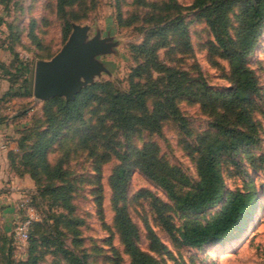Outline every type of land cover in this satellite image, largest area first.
<instances>
[{
  "label": "trees",
  "instance_id": "1",
  "mask_svg": "<svg viewBox=\"0 0 264 264\" xmlns=\"http://www.w3.org/2000/svg\"><path fill=\"white\" fill-rule=\"evenodd\" d=\"M55 1L57 11L64 15L66 8L93 2ZM146 5L149 7L146 19L149 26L142 41L131 45L135 65L127 76L128 87L119 89L109 80L97 81L81 89L72 100L56 96L44 101V128H37V122H33L23 129L32 133L29 135L31 139L25 134L17 139L14 137V148L7 150L11 170L18 176L28 175L35 185L37 196L45 199L53 209L61 210L58 214L54 210L48 217L57 221L61 216L68 225H72L77 221V218L70 217L74 211L72 186L62 179L60 162L52 165L48 161V152L61 130L79 122L84 127L81 131L75 130L80 132L79 146L96 155L98 183L101 164L111 159L117 161L108 177L114 212L112 227L129 264H160L139 246L138 229L127 208L121 205L136 171L164 192L166 200L146 189L139 191L137 196L149 199L156 220L178 246L200 248L230 240L251 219L257 203V194L252 189L253 179L248 177L242 189H227L221 165L226 161L228 165L237 166L235 156L238 152L260 141L259 128L251 114L255 99L259 97V85L257 74L249 65V56L263 33L264 0L192 2L195 16L203 20L211 34L206 43L208 63L222 67L221 61H224L227 65L224 77L229 85L223 89L210 86L199 69L190 72L172 62L173 50L181 53L190 50L187 25L179 13V4L174 0H161ZM70 18L76 20L82 16H65L64 37L70 31ZM161 50L164 51V59L160 58ZM14 60L10 66L0 62L1 76L10 79L7 91L2 95L30 97L33 83L29 76L31 60L18 59L15 55ZM18 80L20 84L13 90L12 81ZM181 100L198 104L210 117L209 129L197 135L190 146V156L196 169L195 179L170 165L153 142L121 146L114 136L141 130L159 132L166 120H172L182 131H186L187 119L179 108ZM88 107H92V113H97L91 126L85 125L84 121V110ZM262 108L264 113V98ZM1 142L6 147L5 141ZM33 198L25 200L34 208ZM21 201L17 205L18 215L13 220V228L16 221L26 217L20 207ZM96 202L99 207L102 206L101 194ZM217 205L220 207L213 215L199 219L200 215ZM64 211L65 214L62 213ZM174 215L190 219L176 226ZM41 222L36 218L31 221L26 240L28 256L18 264H37V235L43 234ZM144 226L149 248L168 253L150 225L144 222ZM9 237L8 226L0 224L1 251L4 245H8ZM43 239L46 243L52 242L46 236ZM58 249L64 264H85L81 256L72 250L61 245ZM6 250L10 251L11 247Z\"/></svg>",
  "mask_w": 264,
  "mask_h": 264
},
{
  "label": "rangeland",
  "instance_id": "2",
  "mask_svg": "<svg viewBox=\"0 0 264 264\" xmlns=\"http://www.w3.org/2000/svg\"><path fill=\"white\" fill-rule=\"evenodd\" d=\"M159 1L161 0H93L90 3L66 8L64 15L57 11L55 0H0V20H2L0 62L10 66L15 61L14 55L18 59L31 60L29 76L33 80L35 62L41 57L51 58L60 49L71 32L72 24L87 25L89 38L99 34L101 38H109V42L114 44L110 53L98 57L107 72L95 77L93 83L109 80L116 88L126 89L127 76L135 65L131 45L142 41L149 26L146 21L149 7L146 3ZM174 1L179 4V13L187 25L190 50L187 53L173 50L172 62L190 72L199 69L210 86L226 88L229 85L224 77L227 65L224 61H221L222 67H214L208 63L206 43L211 38V34L203 20L195 16L196 12L191 7L193 0ZM68 15H80L82 18L69 19L70 31L64 37L62 29L64 18ZM159 54L160 58L164 59V51L161 50ZM249 65L258 78L259 97L255 99L256 103L251 114L258 125L260 141L238 152L235 156L237 166L228 165L223 161L221 169L227 189H242L243 182L248 177L253 179L252 189L257 194V203L252 217L245 227L228 241L208 244L200 248L178 246L156 220L149 199L137 196L139 191L146 189L166 200L164 192L141 173L134 172L121 205L127 208L131 220L138 229L139 246L156 258L160 264H264V113L262 108L264 28L258 44L249 56ZM9 80L8 77H2L0 71V82L5 81L7 84L3 92L7 91ZM12 82L14 90L20 81ZM89 85L91 84L85 87ZM3 92H0V134L4 138L11 139L12 137L17 139L25 134L31 139L29 135L32 133L23 129L33 122H37V128H44L46 122L42 106L46 100H37L33 94L30 97L12 98L2 95ZM91 108L84 110V121L88 126L95 123L97 116V113L91 112ZM179 108L187 119L186 131H182L172 120H166L162 123L159 132L141 130L125 135L118 133L114 136L120 141L121 146L128 144L140 146L144 142H153L157 145L159 154L170 165L178 167L188 177L195 179L196 169L190 156V146L197 135L209 129L210 117L199 108L198 104L187 100L179 101ZM82 128L84 127L77 122L61 130L57 141L48 152V161L52 165L60 162L62 179L72 186L74 211L70 217L77 218V221L68 225L61 216L57 221L50 219L48 216L54 210L56 214L61 210L53 209L48 206L45 199L38 197L35 185L32 190H21L22 194L15 202L18 205L21 200L34 197L36 219H40L43 225V234L37 235L39 239L37 264H64L59 253V245L81 256L85 264H129V259L124 254L112 227L114 212L108 177L117 161L111 159L101 164V178L98 183L96 155L79 146L80 132L75 130L81 131ZM98 152L101 153V150L99 149ZM99 194L102 196L101 207L96 202ZM219 207L217 205L207 210L199 216V219L210 217ZM16 214L18 215V209ZM188 219L190 218L174 215L176 226H181ZM13 220L8 225L10 236L7 240L8 245H4L3 251L0 250V264H18L28 256V242H19L13 236ZM144 222L148 223L157 234L168 253H159L149 248ZM45 236L53 243H46L43 239ZM8 246L11 247L10 251L6 250Z\"/></svg>",
  "mask_w": 264,
  "mask_h": 264
},
{
  "label": "water",
  "instance_id": "3",
  "mask_svg": "<svg viewBox=\"0 0 264 264\" xmlns=\"http://www.w3.org/2000/svg\"><path fill=\"white\" fill-rule=\"evenodd\" d=\"M87 25L72 24L60 49L49 59L35 62L32 94L37 100L60 96L72 100L95 77L107 72L98 58L110 53L113 43L99 34L89 38Z\"/></svg>",
  "mask_w": 264,
  "mask_h": 264
},
{
  "label": "crops",
  "instance_id": "4",
  "mask_svg": "<svg viewBox=\"0 0 264 264\" xmlns=\"http://www.w3.org/2000/svg\"><path fill=\"white\" fill-rule=\"evenodd\" d=\"M6 85L5 81L0 82L2 87L0 92L4 91ZM13 138H4L0 134V142L4 140L6 143V148L0 150V224L6 226L17 215V202L15 201L21 196V190L29 191L34 187V183L28 175L18 176L9 166L7 150L14 148Z\"/></svg>",
  "mask_w": 264,
  "mask_h": 264
},
{
  "label": "built area",
  "instance_id": "5",
  "mask_svg": "<svg viewBox=\"0 0 264 264\" xmlns=\"http://www.w3.org/2000/svg\"><path fill=\"white\" fill-rule=\"evenodd\" d=\"M6 147L5 145L0 142V150H4ZM20 207L23 208L25 212V218L22 220H18L14 223L13 233L14 237L19 242H26L28 237V227L32 220L36 218L34 208L28 205L27 200H22L20 203Z\"/></svg>",
  "mask_w": 264,
  "mask_h": 264
}]
</instances>
